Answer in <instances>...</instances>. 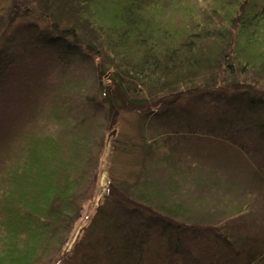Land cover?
<instances>
[{
    "label": "trees",
    "instance_id": "16d2710c",
    "mask_svg": "<svg viewBox=\"0 0 264 264\" xmlns=\"http://www.w3.org/2000/svg\"><path fill=\"white\" fill-rule=\"evenodd\" d=\"M9 2L7 13L0 14V82L4 81V75L21 71L24 85L32 88L34 66L22 63L21 58L8 52L9 49L3 50L2 41L13 33L19 49L27 51V45L39 43L33 42L31 35L26 36L30 23L35 22V27L44 23L52 33V39L47 38V42L57 44L59 59H67L65 55L72 50V45L98 64L95 72L100 94L97 105L99 108L103 103L105 107L107 127L112 126L116 115L124 110L154 114V118L167 123L168 132L163 135L181 144L179 152L184 157L198 149L192 144L194 137L221 141L231 147H239L238 142L246 134L261 137L264 142V117H256L247 106H238L239 100L249 96L260 98L250 101V107L261 105V99L264 100V89L260 91L248 84L264 83V0ZM200 13L203 17H198ZM44 42L42 39L41 44ZM42 54L47 56L45 51ZM16 55L23 54L19 51ZM18 64H23L20 70L16 68ZM18 83L21 86L20 81ZM219 93L226 94L220 96ZM190 95L201 102L192 107L186 105ZM4 98L1 97L0 105L5 103ZM57 105L54 98L52 106L46 110L54 123V119L64 120ZM8 110H0V133L13 127L7 120ZM43 110L36 111L30 120L42 119ZM71 112L68 110L67 116H71ZM77 117L81 119L80 113ZM76 118L71 119L74 123L65 122L68 130L81 123ZM39 122L35 131H23L15 136L14 142L7 137L8 141L0 144V264H62L61 246L52 250L54 242H58V234L62 233L56 232L62 229L65 235V231L77 229L89 211L92 215L87 221L91 225L97 216L99 231H91V227L86 226L79 239L86 240L90 232H96L98 239L103 231L110 241L107 238L101 240L103 244L95 241L92 253L83 264L129 263L144 249V241L140 242L136 233L132 236L125 231L126 225L121 224L118 212L106 204L108 195L94 205L104 139L94 161L87 132L78 129L77 137L68 143L56 132L46 131ZM156 135L162 136L161 133ZM142 137L139 147L158 149L151 144L154 140L149 142L146 135ZM247 147L248 144L239 149L243 151ZM263 150L262 144L253 149L259 154H264ZM168 153L171 152L155 158L156 164L174 165ZM149 164L152 160H143L130 192L139 199L135 201L144 210H154L151 220L168 222L175 231L213 229L221 245L218 252L209 257V264H264V234L251 238L244 232L234 233L229 221L220 227L222 229L216 228L217 224L175 222L172 218L184 213L185 207L174 203L167 192L165 200L163 193L152 189L155 188L152 182H141ZM89 166L96 172L90 181L92 187L87 191L81 183L89 173ZM252 174L256 177V187L261 190L264 167L256 165ZM64 220L69 222L64 224ZM182 248L177 242L170 250L181 254ZM142 255L138 257L143 258ZM171 264L186 262L181 254Z\"/></svg>",
    "mask_w": 264,
    "mask_h": 264
},
{
    "label": "rangeland",
    "instance_id": "374dc122",
    "mask_svg": "<svg viewBox=\"0 0 264 264\" xmlns=\"http://www.w3.org/2000/svg\"><path fill=\"white\" fill-rule=\"evenodd\" d=\"M9 4V0H0V14L7 13ZM198 17H203V13H200ZM23 24L28 23L24 22ZM30 24L26 36L31 35V40L33 42L37 40L39 43L27 45V51L19 49L17 36H13V33L2 41L3 50L9 49L8 52H13L17 58H21L22 63L34 66L31 78L32 81L34 78L35 83L32 88L31 86L26 88L22 80L24 75L21 71L15 75H4V81L0 82V99L5 96L2 101L5 99L6 101L4 104L1 103L0 110L9 109L7 112L10 115L7 120L12 123L13 127L0 133V144L8 141L7 137H11L10 142H14L15 136L21 135L23 131H35L40 121V126H44L46 131L56 132L59 138L68 143L77 137L78 129L84 130V133L87 132L91 139L90 148H93L94 161H97L95 155L104 139L94 205L98 204L103 196L108 195L106 204L118 212L115 211L121 224L126 225L125 231L131 233L132 236L136 233V236H139V241H144L142 247L145 246L142 251L137 252V256L133 257L136 259L135 261L132 259L126 264H171L181 254L186 264H209V257L218 252L221 245L217 240L219 238L216 232L211 228L200 229L201 231L183 228V231H175L168 222L151 220L154 210L152 208L144 210L141 204L135 201L139 199L130 192V189L136 184L140 165L143 160L147 159L152 160V164H149L148 173L142 175L141 182H152L155 186L152 189L163 193L165 200L167 192V197L174 200V203L179 202L180 206L185 207L184 213L172 218L178 224L204 226L217 224L215 227L222 229L229 221L233 225L234 233L244 232L251 238L264 234V186L259 187L261 190H258L255 185L256 177L252 174L256 165L264 167V154L253 151L257 145H264V142L260 140L261 137L254 134L247 136L246 134L238 142L239 147H231L227 143L213 139L208 141L194 137L193 141H190L198 149L195 148L196 152H190L184 157L179 152L181 144L179 142L177 144V140H173L172 137L168 138L163 135L168 132V127H165L167 123L154 118V114L139 113L131 109L124 110L116 115L114 124L107 127L105 107L103 103L99 108L97 105L100 94L95 72L98 64L72 45L70 46L72 50L65 55L67 59H59L57 44L47 42V38L52 39V33L45 28V24H38L37 27L34 25L35 22ZM42 39L45 41L44 44H41ZM19 51L23 55H16ZM44 51L47 53L46 57L42 54ZM22 67L23 64L16 66L18 70ZM1 78L3 80V77ZM248 84L260 91L264 89L263 82L258 85L252 82ZM225 94L219 93L220 96ZM249 97L239 100L238 106L240 105V108L247 106L250 109L249 112L256 117H264V100L261 99L263 106L250 107L248 105L250 101L260 98ZM54 98L59 104L56 107L61 108L60 117L64 119H54L56 123L52 122L53 120L51 121L50 116L46 113L48 107L52 106ZM187 98L186 105L190 104L191 107L201 102L200 99H196L192 95ZM40 108L44 109L42 112L45 111L42 114V119L32 122L30 117ZM68 110L74 113L71 112V116H67ZM227 112L230 114V111ZM78 113H80L81 119L76 118ZM75 118L79 119L81 123L78 126L69 127L68 130L65 122L74 123V120L71 119ZM83 118L86 120L83 121ZM113 126L114 128H111ZM113 131V135L109 137ZM159 133H161V137L156 135ZM145 135L149 142L154 140L151 144L158 146V149L154 148L152 151L147 147H139L141 138ZM133 142L135 145L132 146ZM247 144L248 149H244ZM241 146L244 147L243 151L239 149ZM167 152H171L168 153L170 161L175 164L157 165L155 158L167 154ZM86 169L88 168L84 170ZM88 171L89 173L84 176L81 183L87 191L92 187L90 181H93L96 172L91 166ZM260 183H264V181ZM78 201L80 202V200ZM233 210L236 215L230 214ZM89 212L77 229L72 228L73 230L70 232L65 231V235L62 229L56 232V234L62 233L58 234L59 243L54 242L55 247L52 250L55 251L61 246L62 252L59 259L62 264H83L87 255L92 253L95 241L98 244L104 238L110 241L103 231L97 239L96 232L99 229L97 230L96 227L100 224V220H97V216H95L90 225L87 220L92 215V211ZM242 212L244 213L241 215ZM67 222L69 220H64L63 223ZM86 226L91 227V231L96 229V232H90L89 237L85 236L86 240L81 241L79 238ZM144 237L148 240L145 241ZM104 240L106 241V239ZM177 242L183 246L181 254L170 250L173 248V243ZM79 246L81 247L79 248ZM165 253L168 255L165 256ZM138 254H143V258H139ZM221 261L223 262V260ZM102 263L103 261H100L98 264ZM122 264L125 263L122 262ZM224 264L229 263L225 262Z\"/></svg>",
    "mask_w": 264,
    "mask_h": 264
},
{
    "label": "water",
    "instance_id": "95a60500",
    "mask_svg": "<svg viewBox=\"0 0 264 264\" xmlns=\"http://www.w3.org/2000/svg\"><path fill=\"white\" fill-rule=\"evenodd\" d=\"M113 133H114V131L110 133L109 137L112 136ZM109 137H108V138H109ZM79 231H80V229H79ZM79 231H78L77 235L79 234ZM77 235H76V236H77Z\"/></svg>",
    "mask_w": 264,
    "mask_h": 264
}]
</instances>
